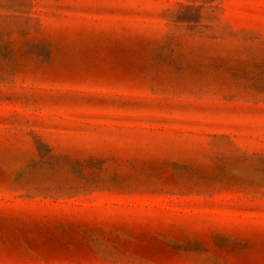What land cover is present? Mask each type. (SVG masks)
<instances>
[{
	"label": "rangeland",
	"instance_id": "1",
	"mask_svg": "<svg viewBox=\"0 0 264 264\" xmlns=\"http://www.w3.org/2000/svg\"><path fill=\"white\" fill-rule=\"evenodd\" d=\"M0 264H264V0H0Z\"/></svg>",
	"mask_w": 264,
	"mask_h": 264
}]
</instances>
